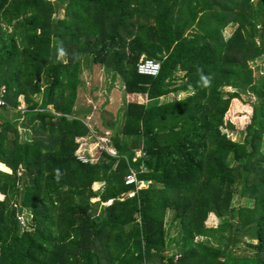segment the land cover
<instances>
[{
    "label": "trees",
    "instance_id": "1",
    "mask_svg": "<svg viewBox=\"0 0 264 264\" xmlns=\"http://www.w3.org/2000/svg\"><path fill=\"white\" fill-rule=\"evenodd\" d=\"M61 7L66 17L54 19ZM262 55L264 0H0L1 109L22 96L34 130L47 133L19 142L9 122L0 125V264H264V75L256 82L247 64ZM142 56L160 63L157 76L137 73ZM84 65L110 69L146 102L126 103L116 157L98 151L82 164L79 140L94 139L82 122L90 110L76 105ZM246 92L256 102L239 144L223 126ZM169 94L184 96L162 102ZM48 105L59 116L37 110ZM137 150L144 156L133 162ZM130 166L147 188L124 184ZM234 194L253 206H232ZM167 209L176 260L165 255ZM23 211L30 222L21 228ZM209 213L236 222L207 227Z\"/></svg>",
    "mask_w": 264,
    "mask_h": 264
},
{
    "label": "rangeland",
    "instance_id": "2",
    "mask_svg": "<svg viewBox=\"0 0 264 264\" xmlns=\"http://www.w3.org/2000/svg\"><path fill=\"white\" fill-rule=\"evenodd\" d=\"M52 2L53 0H49ZM66 17V13L64 8L61 7L56 11L53 15L54 19H64ZM236 23L229 24L223 30V36L227 40L229 39L237 29ZM57 58L60 62L65 63L68 60V56L64 52H59ZM144 58L142 56L140 59ZM253 72V76L256 82L260 77L264 75V56H258L253 61H248L247 63ZM1 81V75H0ZM80 81L82 82V86L79 88V95L77 100V108L83 111L90 110V113L82 120L83 123H87L90 127V132H92L97 138L101 146H107V150L115 155L116 151L110 147L112 144V137L116 135L117 129L121 127L123 124V109L127 102L135 101L140 103L146 102V97L143 94H131L125 91L123 82L117 77L113 79V72L110 69L96 67L93 68L90 65H84L82 68V72L80 74ZM41 86V90L44 88V84L41 80L37 81ZM226 92H233L232 88H225ZM43 92V91H42ZM45 93V92H44ZM184 94H169L168 96L162 97L161 101H166L167 99H178L183 97ZM241 99H233L229 106V111L227 113V118L224 120V133L227 138L232 142H236L239 144L244 143L245 135H246V127L250 124L252 117V108L253 104L256 102V95L251 92H246L241 94ZM35 99L38 102H41L43 97L40 93ZM19 106L14 109H0V123L3 124L5 122H9L11 127L15 128L18 134L19 142H30L36 141L37 139L42 138L43 136H47L46 134H42L41 131H35L38 123L36 120H33L29 116V109H27V105L24 102L23 97H19ZM40 109V108H37ZM101 110H106L112 114V122L114 125L110 128L107 127L103 116H101ZM44 112H49L52 116H59L52 105H48L46 109H43ZM88 118V120H87ZM89 119H91L89 121ZM226 125H230L229 127ZM13 134L9 133L7 135V140L11 141L13 139ZM90 136V135H89ZM119 136V135H118ZM92 137V136H90ZM94 140V139H93ZM81 142L80 152L87 153L90 156L91 161L96 160L97 157V148L95 140L91 141L88 138L80 139ZM142 155L140 150L136 151V156L139 157ZM262 155H264V135L263 141L259 145L258 154L256 159H259ZM11 173V172H10ZM7 173V174H10ZM148 182L144 183L140 186V188H147ZM93 190H101L103 187H98L97 185H92ZM133 195L132 192H128L125 195H122V199L128 198ZM111 201L107 202L105 205L110 204ZM232 206L238 208L240 206H253L252 199L245 198L239 196V194H234L231 199ZM174 211L166 210L163 215V242L165 249V255L167 257L174 256L175 260L179 258L178 250L175 247V242L171 243L170 241H178L180 239L178 227L171 221L173 217ZM224 219H230L231 222H236L234 219H231L229 216L227 217H218L215 213H209L207 215V220L205 221V226L215 228L220 222ZM19 226L23 228L26 226V223L30 222L29 213L23 211L22 214H19ZM248 243L256 244L249 240L248 238L243 239ZM241 251L244 253V247H241Z\"/></svg>",
    "mask_w": 264,
    "mask_h": 264
},
{
    "label": "built area",
    "instance_id": "3",
    "mask_svg": "<svg viewBox=\"0 0 264 264\" xmlns=\"http://www.w3.org/2000/svg\"><path fill=\"white\" fill-rule=\"evenodd\" d=\"M136 70H137V73L141 76L155 77L159 74L160 63L154 59L142 58L138 61L137 65H136ZM6 91H7V89L5 86L0 87V109L3 107H8V103L6 101V94H7ZM37 110L43 111L41 109H37ZM87 120H88V118H87ZM90 120L91 119H89V121ZM0 125H1V123H0ZM84 125L86 127H88L89 132H90L91 129L88 126V124L84 123ZM89 135L94 138L95 143L97 144L96 145L97 152L98 151H105L108 154H110L111 156H115L107 150L106 145L104 147L100 145L101 142H99L97 140V138H95V136L92 132ZM87 138H89V137H87ZM80 146H81V142H79V147L75 152L76 159L82 164L91 162L90 156L87 153L80 152ZM135 156H136V153H135ZM135 156L132 158L133 162L136 161V159L138 158ZM141 156H144L143 152H142ZM141 156H139V157H141ZM137 173L138 172L130 166L128 172L123 177L124 184L126 186L134 185L136 187V189H142V188H140V186L143 184V182L147 183V181H142V180L138 179ZM131 192L134 195V192L133 191H131ZM133 195H131V196H133ZM131 196H129V197H131ZM176 259H177V257H176Z\"/></svg>",
    "mask_w": 264,
    "mask_h": 264
},
{
    "label": "water",
    "instance_id": "4",
    "mask_svg": "<svg viewBox=\"0 0 264 264\" xmlns=\"http://www.w3.org/2000/svg\"><path fill=\"white\" fill-rule=\"evenodd\" d=\"M101 116H103V119L105 121V124L107 126L111 125V122H112V114L106 110H101Z\"/></svg>",
    "mask_w": 264,
    "mask_h": 264
},
{
    "label": "crops",
    "instance_id": "5",
    "mask_svg": "<svg viewBox=\"0 0 264 264\" xmlns=\"http://www.w3.org/2000/svg\"><path fill=\"white\" fill-rule=\"evenodd\" d=\"M82 139H85V138H82Z\"/></svg>",
    "mask_w": 264,
    "mask_h": 264
}]
</instances>
